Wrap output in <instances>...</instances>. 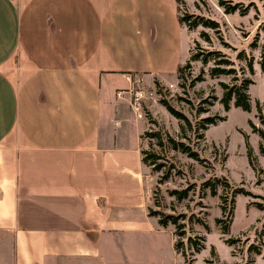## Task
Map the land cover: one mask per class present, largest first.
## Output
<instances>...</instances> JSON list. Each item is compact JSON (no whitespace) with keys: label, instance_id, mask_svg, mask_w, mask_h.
<instances>
[{"label":"crops","instance_id":"1","mask_svg":"<svg viewBox=\"0 0 264 264\" xmlns=\"http://www.w3.org/2000/svg\"><path fill=\"white\" fill-rule=\"evenodd\" d=\"M178 1L0 0V264H163L166 230L180 264L116 96L177 72Z\"/></svg>","mask_w":264,"mask_h":264},{"label":"rangeland","instance_id":"2","mask_svg":"<svg viewBox=\"0 0 264 264\" xmlns=\"http://www.w3.org/2000/svg\"><path fill=\"white\" fill-rule=\"evenodd\" d=\"M231 5L233 10L226 12ZM178 9L181 15L213 19L218 28L190 30L183 24L181 75L176 72L149 81L136 76L141 78L139 87L146 96L141 119L122 99L123 122L132 133H142L141 148L160 155L156 163L163 165L159 170L145 165L148 205L186 217L183 247L188 255L193 248L187 236L204 237V246L193 251L192 264H264V137L260 134L264 133V0H179ZM209 51H220L219 58L231 59L239 80H251L249 110L236 107L233 100L228 110L224 108L221 83L231 85L232 76L209 74L214 61L210 56L206 63L202 61ZM195 53L200 54L199 60H192ZM240 53L242 58H238ZM163 99L189 122L171 114ZM207 116L221 118L204 130L196 129ZM154 132L163 140L147 134ZM169 137L188 144L202 161L173 149ZM166 171L169 177L161 182ZM184 188L189 189L187 198L177 199L169 193ZM168 226L174 232V225ZM158 237L161 263L167 264L171 234L166 230ZM179 259L185 264L180 253Z\"/></svg>","mask_w":264,"mask_h":264},{"label":"trees","instance_id":"3","mask_svg":"<svg viewBox=\"0 0 264 264\" xmlns=\"http://www.w3.org/2000/svg\"><path fill=\"white\" fill-rule=\"evenodd\" d=\"M221 4H224V2H220ZM232 7V8H231ZM231 7H228L229 9H226V12H229L233 10V5ZM243 12V10H242ZM179 22L181 23L182 27L183 24H186L187 27L190 30L196 29L198 26L207 27L211 29H217L218 23L214 21L213 19H210L208 17H205L203 15H194L191 13H186L184 15L179 14L178 16ZM204 34V33H202ZM220 51H209L207 52L203 57L202 61L207 62L208 57L210 56L211 59L214 61V65L210 68L209 74L211 76H220V75H231L232 76V83L231 85H227L225 83H221L223 86V96L220 100V102L223 104L224 108L226 110L230 107V102L233 100V104L236 107H241L243 110H249L250 109V99L248 95V86L251 83V80L245 77H242L239 80L238 73L236 68L234 67V63L231 59H225V58H219ZM243 54L240 53L238 58H242ZM245 57V56H244ZM192 60H199L200 54L195 53L192 55ZM261 68L264 72V55L263 60L261 62ZM184 72V67L179 65L177 69V73L181 75V73ZM163 102L166 104L167 109L170 111L171 114H173L177 118H181L186 120V122H189L188 119L179 111L174 109L170 104H168L166 101ZM219 119L221 117H218ZM217 117L214 116H207L202 119H200L196 129L198 130H204L209 125L215 124L218 120ZM184 129V127H182ZM150 136H153L155 138L160 139V141L163 140L162 135L159 132L154 133H147ZM261 136L264 137V133H260ZM202 133L199 134V137H202ZM167 140L172 144V148L179 150L185 154H187L189 157L194 158L195 160L202 161L201 158H199V155L196 151L191 149V147L184 143L183 141H176L173 138L169 137ZM141 161L144 165L152 167L154 170H159L161 168L162 163H156L157 160L160 158V155L153 152H147L145 149H141ZM262 152L264 153V148H262ZM169 177V171H166V174L162 176L161 182H165ZM171 195H174L177 199H183L187 198L189 196V189H171L169 191ZM212 194H215V191H212ZM155 205L160 206L159 201L155 199L154 201ZM159 204V205H158ZM147 210L149 215L156 216L158 218V223L162 227H167L169 224L174 225V236H175V242H174V248L175 250L183 255L185 264H192V254L193 251L197 252L204 246V237L202 235L198 236H187V243L189 246L193 248V251L189 253V255L186 253V248L183 247L184 240L183 237L186 235V222L187 219L183 215H177L174 213H165L162 210L159 209H153L152 206L148 205ZM198 221H200L198 219ZM227 229V225H225V230Z\"/></svg>","mask_w":264,"mask_h":264},{"label":"built area","instance_id":"4","mask_svg":"<svg viewBox=\"0 0 264 264\" xmlns=\"http://www.w3.org/2000/svg\"><path fill=\"white\" fill-rule=\"evenodd\" d=\"M139 77H136V80L129 82V86L124 89H120L116 92V96L121 99H125L132 110V113L136 116L137 119H141L143 117L142 114V99L146 96L143 91L139 87ZM136 82V85L134 84ZM133 86V87H132ZM134 88V89H133ZM133 89V90H132ZM127 94V95H126ZM149 191L146 189L145 197L148 199Z\"/></svg>","mask_w":264,"mask_h":264}]
</instances>
